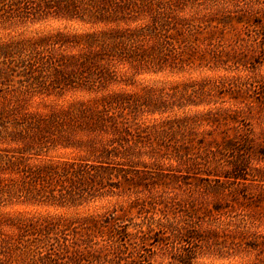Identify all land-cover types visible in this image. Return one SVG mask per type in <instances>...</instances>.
I'll return each instance as SVG.
<instances>
[{
	"label": "rangeland",
	"instance_id": "obj_1",
	"mask_svg": "<svg viewBox=\"0 0 264 264\" xmlns=\"http://www.w3.org/2000/svg\"><path fill=\"white\" fill-rule=\"evenodd\" d=\"M0 264H264V0H0Z\"/></svg>",
	"mask_w": 264,
	"mask_h": 264
}]
</instances>
